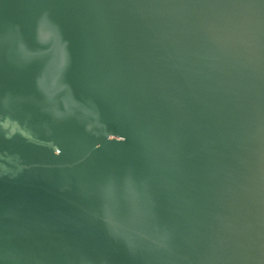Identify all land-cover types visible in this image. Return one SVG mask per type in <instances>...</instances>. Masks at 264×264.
<instances>
[{
	"label": "water",
	"instance_id": "water-1",
	"mask_svg": "<svg viewBox=\"0 0 264 264\" xmlns=\"http://www.w3.org/2000/svg\"><path fill=\"white\" fill-rule=\"evenodd\" d=\"M0 264H264V0H0Z\"/></svg>",
	"mask_w": 264,
	"mask_h": 264
}]
</instances>
